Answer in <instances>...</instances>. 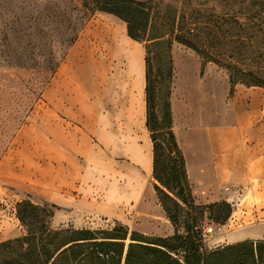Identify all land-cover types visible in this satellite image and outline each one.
<instances>
[{"label":"crops","instance_id":"crops-1","mask_svg":"<svg viewBox=\"0 0 264 264\" xmlns=\"http://www.w3.org/2000/svg\"><path fill=\"white\" fill-rule=\"evenodd\" d=\"M116 41L111 66L83 83L69 53L53 74L52 95L44 92L42 110L18 129L0 160V198L12 211L36 197L56 205L54 227L116 220L143 229L144 219L169 221L154 188L145 57L128 33ZM193 56L196 83L179 92L174 64L171 94L173 129L192 193L200 204L239 205L228 219L236 226L259 215L260 229L243 231L237 240L264 238V93L260 102L246 97L223 117L214 76L201 80L202 63ZM14 214L1 216L3 234L21 232ZM168 228L165 235H172V223Z\"/></svg>","mask_w":264,"mask_h":264},{"label":"rangeland","instance_id":"rangeland-1","mask_svg":"<svg viewBox=\"0 0 264 264\" xmlns=\"http://www.w3.org/2000/svg\"><path fill=\"white\" fill-rule=\"evenodd\" d=\"M166 2L172 5L171 11L177 9L179 15H185L181 21L183 35L191 39L199 51L179 42L175 35L170 36L178 91L188 84L196 83L197 61L193 58V55H196L197 60L203 63L201 80L214 76L215 86H218L220 93L223 117L235 104H243L246 97L252 96L254 101L260 102V91L264 93V87L247 86L241 81L264 77V0H166ZM253 9L259 10L257 15L253 14ZM164 24L165 20H162L159 28L164 27ZM121 34L127 35L125 21L114 14L86 8L81 0H0V160L9 150L18 129L28 120L35 119L37 110H42L44 92L47 90V94L52 95V71L56 66L65 62L71 53L69 60L74 73L83 83L88 80L90 73L100 71V68L102 66L105 68L107 64L111 66L117 49L116 38H120ZM140 45L142 55L145 57L144 42H140ZM151 57L154 75L158 60L154 55ZM228 69H231L238 81L232 93L228 90ZM249 89L255 90L248 93ZM158 90L163 93L164 88ZM197 101L200 103V95ZM155 110L160 120L159 107L156 106ZM200 114L201 121L208 120L204 111ZM158 137L162 139L160 134ZM27 199L43 205L39 201L37 203V199ZM231 206L233 211L239 207L232 204ZM8 210L6 215L9 218L12 216ZM184 220L185 215L181 214L177 225L180 232H184ZM203 221L217 222L210 217L209 212L205 214ZM43 222L49 231L38 234L50 249L60 246L65 237L69 239L78 237L80 234L76 230L79 229L92 230L96 240L100 241L108 239L106 236L111 231L113 234L120 233V225H127L129 233L125 240L121 264H124L127 244L133 231L149 237H165L170 231L168 225L171 223L170 220L164 219H159V223L144 219L141 223L143 229H140L133 222L126 224L116 220H100L79 226L54 227L51 219L39 211L36 216L27 218L25 223L19 219V226L22 227L20 233L3 234L1 229L0 243L25 236L29 230L38 231L42 228ZM230 222L224 232L214 234L203 241L206 251H214L241 241L237 239L238 234L243 231L260 229L259 215L248 218L237 226L236 222ZM61 229L67 232L58 237L53 236L54 231ZM253 240L264 242V238ZM119 247L120 245H110L115 251ZM80 250L81 248L74 247L59 255L56 264H95V254L91 246H86V250L84 248L82 253H78ZM14 255V251L8 252L7 259L12 260ZM244 260L245 263L249 262L245 258ZM1 261L7 260L1 258ZM213 264L234 263L229 256Z\"/></svg>","mask_w":264,"mask_h":264},{"label":"trees","instance_id":"trees-1","mask_svg":"<svg viewBox=\"0 0 264 264\" xmlns=\"http://www.w3.org/2000/svg\"><path fill=\"white\" fill-rule=\"evenodd\" d=\"M81 3L86 8L111 13L125 21L128 36L144 42L145 47L147 126L154 146L156 180L154 188L174 227V233L165 237H149L133 231L127 244L124 264H213L229 256L234 264H264L262 241L245 239L209 252L204 247L200 227L204 223L205 214L209 212L210 217L224 223L233 209L231 203L226 200L208 204L196 202L188 179L184 154L173 129L171 94L174 61L170 36L175 35L179 42L199 52L191 39L183 35L184 28L181 21L184 20L185 15H179L177 9L171 11L172 5L166 0H81ZM258 11L253 9L252 12L257 15ZM162 20H165L164 27L159 28ZM152 55L158 60L154 75ZM55 69L52 71L53 74ZM228 70L230 93H232L238 81L231 69ZM241 82L247 86L264 87L262 76L260 79L256 77ZM162 87L164 91L160 93L158 88ZM156 106L161 112L160 120L155 110ZM158 134L162 136L161 140ZM55 207L56 205L46 201L43 205H39L25 198L17 203L16 213L18 219L25 223L27 218L36 216L39 211L51 219ZM181 214L185 215L184 232H180L177 228ZM120 227V233L113 234L111 231L106 236L108 239L100 241L96 240L92 230L79 229L76 230L80 234L78 237L73 239L65 237L60 246L50 249L38 234L49 231L46 223L43 222L42 228L38 231L29 230L25 236L2 241L0 264H56L59 255L74 247L81 248L78 253H82L84 248L86 250V246H91L93 249L95 264H121L129 228L127 225ZM63 232L67 231L56 230L53 236L58 237ZM111 244L120 247L115 251L110 248ZM10 251L15 253L12 260L7 259V253ZM1 258H6L7 261L2 262ZM244 258L249 262L245 263Z\"/></svg>","mask_w":264,"mask_h":264},{"label":"built area","instance_id":"built-area-1","mask_svg":"<svg viewBox=\"0 0 264 264\" xmlns=\"http://www.w3.org/2000/svg\"><path fill=\"white\" fill-rule=\"evenodd\" d=\"M8 209H10V210H8ZM7 210L10 211V213L13 212V214L15 212L14 216L17 217L16 211L11 210L10 204H8L7 200L1 199L0 200V218L3 214H6ZM230 224H231V222L229 220H227L224 223L214 222V221H204V223L200 227V233H201V237H202L203 241L207 240L208 238H210L214 234L224 232V230L227 229L228 225H230Z\"/></svg>","mask_w":264,"mask_h":264}]
</instances>
